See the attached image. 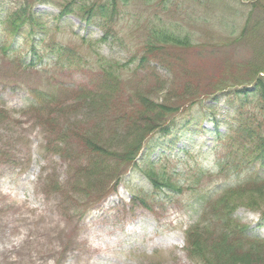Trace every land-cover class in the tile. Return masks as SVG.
<instances>
[{"label":"rangeland","instance_id":"rangeland-1","mask_svg":"<svg viewBox=\"0 0 264 264\" xmlns=\"http://www.w3.org/2000/svg\"><path fill=\"white\" fill-rule=\"evenodd\" d=\"M31 1L50 30L36 48L42 61L0 28V264H264V185L210 204L252 176L264 180V161L211 174L229 132L253 150L252 131L264 132V0ZM20 2L0 0V17ZM166 31L190 44L167 43ZM61 44L88 66L56 65L44 46ZM101 60L112 73L94 94L73 93L95 85ZM53 86L64 105L33 109L32 91ZM52 121L61 132L48 133ZM153 124L172 129L146 134L134 165ZM163 163L183 192L154 189L141 173ZM208 204L198 229L208 242L191 254L187 230ZM221 206L233 222L216 213Z\"/></svg>","mask_w":264,"mask_h":264},{"label":"trees","instance_id":"trees-1","mask_svg":"<svg viewBox=\"0 0 264 264\" xmlns=\"http://www.w3.org/2000/svg\"><path fill=\"white\" fill-rule=\"evenodd\" d=\"M33 2L34 1H31V0H21L19 6H17L13 11L9 12L6 15V17L4 18V22L7 23L9 25V27L11 28V30L9 31L11 34H17V35L21 34V32L23 31L22 28L25 24L30 25L31 27L35 26V19L36 18H35L34 12L32 11ZM111 4L113 5V3H111ZM95 11H96V9H94L91 14L86 16V17H88V20H91L92 18L96 17ZM109 11H111V10H109ZM105 17L112 19L114 17V15H112V14H109L108 16L104 15L102 17V19H104ZM102 25H105V24H102ZM106 31H107L106 33L109 36V34H110L109 29H106ZM107 34L102 38V40L108 38ZM23 37L26 40V44H28L32 47L36 46V41L33 40L34 38H32L31 35L23 34ZM161 37L164 38L167 43H176L178 45H189L190 44V42L186 41V39L183 40L182 38H178L179 36H177L175 34V32H170V33L167 32L166 34H164V36H161ZM58 49H59L58 55L61 57V59H59V61H63L64 65H73V64L78 63V62L79 63L83 62V59H84L83 55L79 56V55L73 54L72 57H71V55L65 56V53L69 52L67 50L66 46L61 45ZM101 69H102V76L100 77L99 82L96 83L95 88L87 89L85 86H81L79 88L81 90V93L83 92L86 95L91 94L92 92H93V94L95 93V91L98 89L97 87L100 86L102 80L104 78H106L107 76H109V74L112 73V71H113L112 61L107 62V61L102 60L101 61ZM97 84H98V86H97ZM37 95H38V97H40L39 94H37ZM262 95L264 97L263 92H262ZM55 100H56V97L53 98V101H55ZM55 104H58L57 100H56ZM145 109L152 110V109H150V106H148V105ZM154 110H156V108ZM159 113L161 115L157 116V117H159L160 119H166V117L171 116L170 114H172V111L170 113H168V115L165 114L164 112L161 113V111H159ZM0 116H1V114H0ZM172 119H174V117ZM47 121H49V119H47ZM149 125H147V130L145 131V134H143V136H142L143 138H141V140L139 142L138 149H136L135 153L130 157V159H129L130 162L134 163L135 157L142 147V142H143L146 134H147L146 136H148V133L149 134L154 133L158 130H162L161 133H165L166 131H170L172 129L171 127H168V125L164 126L165 124H161L160 126H157L158 124H153L150 127H148ZM59 132H61V131L59 130V128L57 127L56 124H53V121H52V126H51V129L48 130V133L50 135L51 134L53 135V134L59 133ZM262 132L263 131H260V130L252 131V134L255 136V138L253 140L254 144H255L254 150L251 149L250 147H247L246 142H244V144L241 145L240 140L235 138V136L231 132L229 142L231 145L232 154L230 157V162L232 164H234V167L236 170L243 168L242 166L245 167L249 164H254V163H257V162L262 161L264 159L263 155H262V149L264 148V132L263 133ZM79 137L86 140L85 138H83V136H81V134L79 135ZM82 139H80L79 141L81 143L85 144V142ZM245 139L249 143L251 140V136H250V140L247 137H245ZM88 143L90 146V141ZM95 148H96L95 146L92 147V149H95ZM143 173L151 181V183L154 185V187L156 189L173 190V191H178V192H181L183 190V186L178 182V179L175 178L174 174H172L168 170V168H166V167L157 169L154 165H152V166H150L148 171L144 170ZM263 185H264V180L259 181L255 178H252L250 181H248L244 185H240V186L234 187V188H229L222 194L221 197H219L216 200V202L213 204V208H216V206L220 202L225 203L224 201H227L229 196H233L235 194H238L244 189L257 190V189L261 188ZM231 211H232V209L229 208L228 206H226V207L221 206L217 209L216 213L218 215L222 216L225 220L228 219V221L230 220L233 222V219L230 217ZM240 229H241L240 226L236 227L235 232H240ZM201 233L202 232H198V230L195 231V233H194V238L196 237V235H197V238L192 240L191 254H193V252H195V249L197 247H199V244H201L202 242H206V240H208V238H209V237L206 238V236H207L206 234L201 236ZM235 235L236 236L242 235L243 237H245V235L242 233L241 234H235ZM219 238H220V240L223 238L226 239V235H224L222 233L221 236H219ZM213 242H215V241L213 240ZM207 264H208V261H207ZM209 264H211V263H209Z\"/></svg>","mask_w":264,"mask_h":264}]
</instances>
